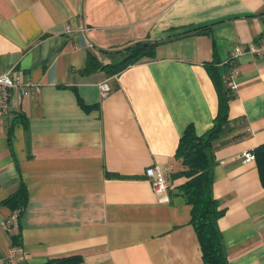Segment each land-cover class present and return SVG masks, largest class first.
Wrapping results in <instances>:
<instances>
[{"label":"crops","instance_id":"1","mask_svg":"<svg viewBox=\"0 0 264 264\" xmlns=\"http://www.w3.org/2000/svg\"><path fill=\"white\" fill-rule=\"evenodd\" d=\"M263 37L264 0H0V72L14 65L41 84L11 88L0 114V255L20 244L25 264H206L179 189L188 178L170 176L186 128L214 123V73L226 83L234 66L213 194L228 264H264V186L241 156L264 142V55L232 58ZM140 39L159 40L155 54L107 74L121 59L111 51ZM89 52L101 67L87 70ZM154 163L169 201L145 173Z\"/></svg>","mask_w":264,"mask_h":264},{"label":"trees","instance_id":"2","mask_svg":"<svg viewBox=\"0 0 264 264\" xmlns=\"http://www.w3.org/2000/svg\"><path fill=\"white\" fill-rule=\"evenodd\" d=\"M209 25H200L182 32L184 35L191 32L209 28ZM159 40L140 39L127 43L123 47L111 52L120 54V60L103 65L107 74H115L122 68L132 64L145 56H153ZM101 67L98 58L92 54L87 55V70ZM219 92L218 111L214 123L206 133L198 135L193 127H187L182 134L176 158L180 159L183 167L173 171L171 179L186 176L188 179L179 185L181 193L192 204L191 222L197 231L206 264H228L227 251L223 234L218 220L225 214L219 207L218 199L213 194V172L216 141L232 130L229 120L230 87L222 82L220 72L214 73ZM232 93V92H231ZM256 162L261 182L264 186V142L254 148ZM24 186L20 188L23 191ZM18 197V194L15 196ZM26 200L18 206H24ZM81 261L78 256L63 257L56 260L58 264H77Z\"/></svg>","mask_w":264,"mask_h":264},{"label":"built area","instance_id":"3","mask_svg":"<svg viewBox=\"0 0 264 264\" xmlns=\"http://www.w3.org/2000/svg\"><path fill=\"white\" fill-rule=\"evenodd\" d=\"M247 52L254 55H264V37L258 41L249 43L246 47L235 45L232 49V58H236ZM237 73V67L233 66L227 75H225L227 86L233 90L238 87V82L236 80ZM23 86L25 92H30L40 89L41 84L33 81L29 75L25 77L24 73L19 69L16 70L14 65H9L2 72H0V114H6L9 112L10 89L22 88ZM100 88L102 94H106L111 89V86L108 81H103L100 83ZM241 156L245 160L256 159V155L253 150L243 151ZM145 173L151 181L153 190L159 194V199L161 201H169L170 180L163 167L158 163H154L146 167ZM18 215L19 211H15V220L18 219ZM25 261L26 251L20 244L11 245L5 255H0V264H25Z\"/></svg>","mask_w":264,"mask_h":264}]
</instances>
